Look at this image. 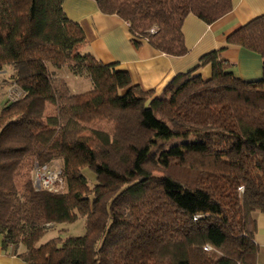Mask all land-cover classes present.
Segmentation results:
<instances>
[{"label":"trees","instance_id":"1","mask_svg":"<svg viewBox=\"0 0 264 264\" xmlns=\"http://www.w3.org/2000/svg\"><path fill=\"white\" fill-rule=\"evenodd\" d=\"M62 3L0 0V70L12 68L0 105L2 246L29 264H254V213L264 212V14L226 36L261 57L258 78L235 76L212 50L155 93L82 51L84 31ZM95 4L128 24L134 45L170 56L187 51L188 13L210 24L232 7L231 0ZM63 65L91 88L71 93L54 77ZM206 65L204 78L198 69ZM54 160L64 188L35 189V165ZM83 168L94 173L92 186ZM79 217L82 235L38 243L48 226Z\"/></svg>","mask_w":264,"mask_h":264},{"label":"crops","instance_id":"2","mask_svg":"<svg viewBox=\"0 0 264 264\" xmlns=\"http://www.w3.org/2000/svg\"><path fill=\"white\" fill-rule=\"evenodd\" d=\"M231 10L207 24L188 13L181 26L186 53L170 56L152 48L147 42L134 45L128 24L115 14L98 10L95 0H63L66 15L79 23L85 35L82 51H89L104 63H114L128 72L131 81L144 90L159 93L177 73L192 68L204 53L217 50L239 78L250 80L261 75V57L241 46L226 42V36L252 18L264 14V0H231ZM202 77L211 73L210 65L198 69ZM254 241L257 253L254 264H264V212L256 211ZM19 246L17 251L22 250ZM0 264H29L13 249L2 246L0 234Z\"/></svg>","mask_w":264,"mask_h":264},{"label":"rangeland","instance_id":"3","mask_svg":"<svg viewBox=\"0 0 264 264\" xmlns=\"http://www.w3.org/2000/svg\"><path fill=\"white\" fill-rule=\"evenodd\" d=\"M11 72L12 68L10 65H6L2 70H0V105L4 104L9 96L8 88L4 83L5 80L9 79V75L11 74ZM54 77L55 79L62 78L63 80H65L71 93L84 92L91 88V81L87 76L73 74L72 72H70L67 65H63L60 68L55 69ZM51 164L58 167L60 162L58 160H54L53 162H51ZM82 172L86 176L88 184L92 186L95 183L94 173L88 168H83ZM84 232V219L82 217H79L73 222L54 223L48 226L45 229L43 235L40 237L38 243H44L51 237L57 235L65 237L67 235H82Z\"/></svg>","mask_w":264,"mask_h":264},{"label":"built area","instance_id":"4","mask_svg":"<svg viewBox=\"0 0 264 264\" xmlns=\"http://www.w3.org/2000/svg\"><path fill=\"white\" fill-rule=\"evenodd\" d=\"M32 182L35 189L58 191L64 188L65 181L61 176L60 167L51 164L35 165L32 174ZM207 248H210L207 246Z\"/></svg>","mask_w":264,"mask_h":264}]
</instances>
